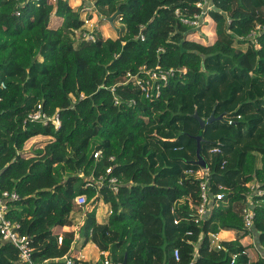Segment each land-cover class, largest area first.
Wrapping results in <instances>:
<instances>
[{
    "label": "trees",
    "instance_id": "16d2710c",
    "mask_svg": "<svg viewBox=\"0 0 264 264\" xmlns=\"http://www.w3.org/2000/svg\"><path fill=\"white\" fill-rule=\"evenodd\" d=\"M198 1L97 0L99 11L118 13L123 28L116 38L97 31L95 41L77 44L72 29L84 21L67 2L0 0V193L19 194L7 216L30 237L34 263L80 264L74 246L82 239L108 252L112 264L125 256L128 264H231V254L244 249L252 264H264V255L241 243L257 231L264 253V194L255 196L251 230L239 209L249 182L264 189V0ZM177 9L188 17L205 10L213 28L207 42L189 38L201 28L183 23ZM143 65L186 71L148 98L128 80ZM38 105L59 114V128L28 120ZM213 112L202 128L194 114L208 119ZM198 135L209 195L225 193V203L214 202L199 221ZM80 194L109 205L104 222L98 206L75 222ZM220 231L235 239L216 249L208 234ZM0 264L30 263L0 235Z\"/></svg>",
    "mask_w": 264,
    "mask_h": 264
},
{
    "label": "built area",
    "instance_id": "2783aa9c",
    "mask_svg": "<svg viewBox=\"0 0 264 264\" xmlns=\"http://www.w3.org/2000/svg\"><path fill=\"white\" fill-rule=\"evenodd\" d=\"M27 2H39L40 0H26ZM53 3H57L59 1L67 2L71 8L73 9H79L80 10V16L81 19L84 21V25L82 28H74L72 29V36L77 44H79L82 41L87 42H93L96 40L97 37V31H101L98 28V25H96V21L94 20L93 23L88 24L89 20L93 17V12L97 13L99 12V7L97 6V0H49ZM197 5L199 7H206L208 5L207 1H198ZM211 6V5H210ZM207 6V7H210ZM17 15L20 14L19 10L16 12ZM176 14L180 18V20L189 25L193 26L195 28L201 26L206 22L205 18L206 12L205 10L199 14H195L193 17H188L183 14H181V11L179 9L176 10ZM207 19V18H206ZM262 28L261 25H258L255 30H253L249 36L256 35L259 30ZM144 38V36H142ZM176 71H186V68L183 69H175V68H165L161 65H157L155 67H149L148 65H143L140 67L139 71L135 74L128 73V80H132L136 86H138L142 92L146 95L148 98H158L161 95V92L163 90V87H165L168 84L169 77L174 75ZM2 87H5V83L2 82ZM113 90L115 88H112ZM84 93H81V97H84ZM240 117V116H239ZM28 120L30 121H41L44 123L53 122L56 126V128H59L61 125V119L59 114L56 112L54 115H49L47 112L42 110V105H38V108L28 115ZM233 119H230V122H232ZM213 152H220V147H215ZM102 154V151H97L95 153V157H99ZM111 159H114L113 157ZM203 171H205L204 174H200V176L203 178V180L200 183V190H201V203L198 208V218L197 221L202 220L205 218L208 213L211 205L214 204V202L221 201L222 203H225V193L224 192H218L216 194L210 196V186L208 182V178L204 177L208 172L209 168H202ZM111 171V167L107 169V172ZM93 179V178H91ZM106 176L104 174H101L98 177L97 183L99 185L105 183ZM109 184L112 185V188L117 190V186L115 184L117 183L116 177L108 178ZM92 185L90 183V179L88 178V183L86 186ZM249 187V191L247 194V197L242 205L239 206L240 212L243 216L245 227L249 230L253 228L254 221L256 218V210L255 206L257 203V200L255 199V196L257 195H263L264 189L260 188V186L252 181L247 184ZM19 198V194L16 191H10V190H4L0 193V235L2 239L11 241L19 250V258L21 262H28L30 264H41V263H34L32 259V254L34 247L32 246V241L30 240V237L28 235H24L20 232L21 224L18 221H13L7 216L8 212V202L12 200H17ZM95 199L92 198L91 200H88L87 194H80L76 196L75 201L76 203L82 207L83 209L90 205L91 201L93 202ZM94 209V208H92ZM90 209V210H92ZM176 224L178 223V220L174 221ZM222 231L220 232H210L209 240H210V246L215 247L216 249H223L224 247V241H232L235 238L232 234L229 233L226 236H223ZM249 237H252V234H249L247 237H245L243 240H241V243L243 245H252L254 248L258 251V256H263L264 254L260 251L258 246L256 245L255 241L248 240ZM63 237H59V243H62ZM198 247L199 243H195V255L198 254ZM174 256L176 261L180 260V251L179 249L174 250ZM240 256H247V264H252V257L251 253L244 249L241 252H235L231 254V264H235L237 259ZM79 259L83 260V256L80 254ZM67 264H76V262L73 259H67ZM92 264H112L109 253L108 252H102L100 254L99 259L93 260Z\"/></svg>",
    "mask_w": 264,
    "mask_h": 264
},
{
    "label": "rangeland",
    "instance_id": "374dc122",
    "mask_svg": "<svg viewBox=\"0 0 264 264\" xmlns=\"http://www.w3.org/2000/svg\"><path fill=\"white\" fill-rule=\"evenodd\" d=\"M74 1H76V0H74ZM208 1L209 2H208L207 6H210L211 5V1L210 0H208ZM92 15H93V17H92V19H90L88 21L89 22L88 24L93 23L94 20H95L96 21V25H98V28L107 37L116 38L117 34H118V31L122 30V28H123L122 21H120L118 19L114 20L113 23L111 24L109 22V20H108V17H112L113 15L108 14V12H106L103 9H100V11L97 13V15H96L95 12H93ZM206 18H205V20H206ZM210 21H211V18L207 19L206 22L201 26V29H199L200 31H195L194 33L190 34L189 38L190 39H192V38L193 39H199L201 42H204V43L207 42V40H208L207 36L211 35L212 31H213L212 25H210L211 24ZM235 46L246 48V44H241V43L240 44L236 43ZM35 140L39 141V140H41V138L38 137ZM32 142L33 141H30L28 146H31ZM199 173L200 174H204L205 171H203L202 168H201ZM95 206H98L97 207V216H98V218L102 219V217L104 215H105L104 217H107L109 215L110 208H109V205L107 203H105L104 201H100L99 203H97L96 201L95 202L91 201L89 206H87L84 209H82V214L81 215L77 214L75 216V222L78 223L82 219L83 214H85V212L88 209H92ZM257 238H258V232L254 231L252 237H249L248 240H250V241L253 240V241H256L258 243ZM74 247L80 248L81 247V242L76 243ZM99 252H100V250L96 247L95 244H93L92 242L89 243L87 245V247H85L84 249L81 250V255L82 254H83V256L86 255V257H85L86 260H84L85 258H83V261H81L80 264H86L88 261H90L92 263L93 260H94L92 258H95L96 256H97V258H95V259H99L100 258V253Z\"/></svg>",
    "mask_w": 264,
    "mask_h": 264
},
{
    "label": "water",
    "instance_id": "95a60500",
    "mask_svg": "<svg viewBox=\"0 0 264 264\" xmlns=\"http://www.w3.org/2000/svg\"><path fill=\"white\" fill-rule=\"evenodd\" d=\"M117 15H118V13H115L112 17H108V20L111 24L113 23V21L117 17ZM194 116L199 119L202 128H204L207 123H210L214 120V112L212 113V115L208 119L201 118L198 113H195ZM221 117L222 116H220L219 118H221ZM196 138H197V148H196L197 159H196V162L199 165H201L202 168L206 169V168H208V163H207L206 158L202 155V151H201V149H202L201 142L203 140V136L198 135V136H196ZM122 264H128L127 256H125Z\"/></svg>",
    "mask_w": 264,
    "mask_h": 264
},
{
    "label": "crops",
    "instance_id": "0c3cea01",
    "mask_svg": "<svg viewBox=\"0 0 264 264\" xmlns=\"http://www.w3.org/2000/svg\"><path fill=\"white\" fill-rule=\"evenodd\" d=\"M98 211H99V210H98ZM105 213H106V212H105ZM104 216H105V215H104ZM104 216L102 217V219L98 218V216H97L98 221H99V222H104V221L107 219V217H108V216H107V217H104ZM221 233H222L223 236H226L227 234L229 235V232H226V231H222ZM78 242H81V247H80L81 250L84 249L85 247H87V245L89 244V243H88L87 245H82V244H83V240H82V239H80ZM78 242H77V243H78ZM255 243H256V245L258 246V248H259L260 250H263V249L258 245L257 242H255ZM80 252H81V251H80ZM99 253L101 254L102 252L100 251ZM80 254H81V253H80ZM82 256H83V254H82ZM85 257H86V255L83 256V258H85ZM95 258H97V256H96ZM95 258H92V259L95 260ZM84 260H86V258H85Z\"/></svg>",
    "mask_w": 264,
    "mask_h": 264
},
{
    "label": "clouds",
    "instance_id": "9594fccd",
    "mask_svg": "<svg viewBox=\"0 0 264 264\" xmlns=\"http://www.w3.org/2000/svg\"><path fill=\"white\" fill-rule=\"evenodd\" d=\"M256 242V241H255ZM262 253H263V251L262 250H260ZM264 254V253H263Z\"/></svg>",
    "mask_w": 264,
    "mask_h": 264
}]
</instances>
